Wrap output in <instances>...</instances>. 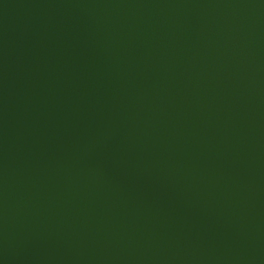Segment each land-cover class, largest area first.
<instances>
[{
	"label": "water",
	"instance_id": "1",
	"mask_svg": "<svg viewBox=\"0 0 264 264\" xmlns=\"http://www.w3.org/2000/svg\"><path fill=\"white\" fill-rule=\"evenodd\" d=\"M0 264H264V0H0Z\"/></svg>",
	"mask_w": 264,
	"mask_h": 264
}]
</instances>
